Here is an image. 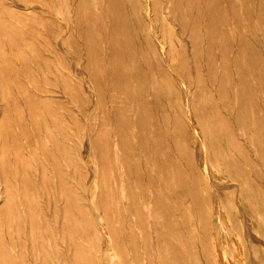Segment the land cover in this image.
<instances>
[{
    "label": "rangeland",
    "instance_id": "374dc122",
    "mask_svg": "<svg viewBox=\"0 0 264 264\" xmlns=\"http://www.w3.org/2000/svg\"><path fill=\"white\" fill-rule=\"evenodd\" d=\"M151 1L0 0V264H264V0Z\"/></svg>",
    "mask_w": 264,
    "mask_h": 264
},
{
    "label": "bare ground",
    "instance_id": "6f19581e",
    "mask_svg": "<svg viewBox=\"0 0 264 264\" xmlns=\"http://www.w3.org/2000/svg\"><path fill=\"white\" fill-rule=\"evenodd\" d=\"M113 1V0H112ZM170 1V0H169ZM151 0H147V11L149 12V13H147V14H149L148 16H149V22H147V23H149L148 24V26H149V30H150V36H151V34H152V36H154V25H153V21H154V17H153V12H152V8H151ZM142 3V2H141ZM124 6V5H123ZM150 7V8H149ZM166 7V6H165ZM164 7V8H165ZM89 10H87L86 12H88ZM141 12V11H140ZM163 12V11H162ZM189 12V11H188ZM118 13V12H117ZM189 14V13H188ZM162 16H165V15H162ZM172 16V15H171ZM85 17V16H84ZM114 17V16H113ZM148 18V17H147ZM122 19V18H121ZM157 19V18H156ZM117 20H120V18H119V16H117ZM146 21V20H145ZM118 22V21H117ZM120 22V21H119ZM158 22V21H157ZM169 23V22H168ZM159 24V23H158ZM137 25V24H136ZM157 26V25H156ZM131 27V26H130ZM142 28V27H141ZM159 28V27H158ZM123 29H125V28H123ZM144 29V28H143ZM145 30V29H144ZM144 30H141V31H144ZM110 33V32H109ZM111 34V33H110ZM123 34V33H122ZM145 34V33H144ZM145 36V35H144ZM153 38V37H152ZM153 40H154V38H153ZM156 42V41H155ZM163 47V46H162ZM162 47H159L160 49H162ZM159 49V50H160ZM165 49H166V47H165ZM163 50V49H162ZM161 51V50H160ZM163 52V51H162ZM159 53V52H158ZM160 54V53H159ZM162 54V53H161ZM113 55H114V53H113ZM162 55H164V53L162 54ZM115 56V55H114ZM113 56V57H114ZM165 57V56H164ZM165 59V58H164ZM250 59H253V58H250ZM169 63V62H168ZM160 64V63H159ZM166 64V63H165ZM136 66V65H135ZM149 66V65H148ZM162 66V65H161ZM166 66V65H165ZM139 67V66H138ZM131 68V67H130ZM143 68V67H142ZM167 68H168V66H167ZM171 72V71H170ZM249 78V77H248ZM247 78V79H248ZM154 90V89H153ZM151 91V90H150ZM183 91H184V89H183ZM152 92V91H151ZM185 96H186V94H185ZM185 99H186V97H185ZM189 100V99H188ZM157 101V100H156ZM186 102H187V100H185ZM190 101V100H189ZM186 102H185V104H186ZM163 108V107H162ZM161 109V108H160ZM187 109H188V107H187ZM186 109V110H187ZM179 111V110H178ZM122 113V112H121ZM174 113V112H173ZM192 113V112H191ZM172 115V114H171ZM189 115V114H188ZM186 118H187V120H188V116H187V113H186ZM189 121V120H188ZM190 123V122H189ZM190 125H191V123H190ZM119 127H120V125H119ZM122 127V126H121ZM191 128L193 129V127H192V125H191ZM196 129V128H195ZM193 132H194V130H193ZM197 133V132H196ZM195 133V134H196ZM197 135V134H196ZM198 136V135H197ZM198 139H200L199 137H197ZM201 140H202V138H201ZM200 141V140H199ZM202 142V141H201ZM200 142V144L202 145V147H203V144ZM124 147V146H123ZM201 147V148H202ZM203 149V148H202ZM205 150V149H204ZM204 153H206V152H204ZM205 155V154H204ZM206 156V155H205ZM224 157V156H223ZM204 158V157H203ZM206 158L204 159V163H206ZM227 164V163H226ZM204 165H206V164H204ZM207 167V166H206ZM204 168H205V166H204ZM206 169L207 168H205V171H206ZM206 172H208V171H206ZM203 173H204V171H203ZM208 174V173H207ZM164 176V175H163ZM204 176H205V174H204ZM209 176V175H208ZM206 179H207V177H206ZM208 180H209V177H208ZM176 181V180H175ZM168 182V181H167ZM208 182H210V180L208 181ZM168 184H170V182H168ZM210 184V183H209ZM166 185H167V183H166ZM169 186V185H168ZM167 186V187H168ZM189 186V185H188ZM184 188V187H183ZM213 188V187H212ZM206 189V188H205ZM214 190H215V188H213ZM198 190V189H197ZM170 191V190H169ZM221 191V190H220ZM210 192V191H209ZM189 195V194H188ZM207 195V194H206ZM212 195V194H211ZM215 195V194H214ZM209 200V199H208ZM207 200V201H208ZM209 201H211V200H209ZM209 203V202H208ZM201 206V205H200ZM199 206V207H200ZM218 216V215H217ZM216 216V217H217ZM147 219V218H146ZM219 219H220V217H219ZM217 220V219H216ZM162 221H164V220H162ZM165 221H166V219H165ZM221 220H219V222H220ZM218 222V221H217ZM222 222V221H221ZM165 223V222H164ZM160 224H161V222H160ZM218 224V226H219V223H216V225ZM222 225L223 224H221L220 226L222 227ZM125 226V225H124ZM205 238V237H204ZM222 241V240H221ZM225 241V240H224ZM227 242H228V240H226ZM162 242V241H161ZM207 244V243H206ZM225 244H227V243H225ZM225 244H223L224 246H225ZM232 245V244H231ZM228 246V245H227ZM233 246V245H232ZM222 248V247H221ZM228 248V247H227ZM224 249V248H223ZM222 249V250H223ZM226 249V248H225ZM226 251V250H225ZM250 252V251H249ZM223 253H226V252H224L223 251ZM251 256V255H250ZM185 259V258H184ZM208 259V258H207ZM233 263H234V261H233ZM235 264V263H234Z\"/></svg>",
    "mask_w": 264,
    "mask_h": 264
}]
</instances>
